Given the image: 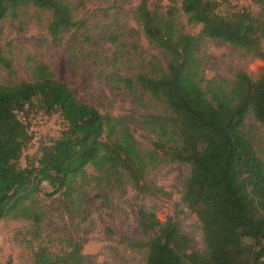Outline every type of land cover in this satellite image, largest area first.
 <instances>
[{
	"label": "trees",
	"instance_id": "obj_1",
	"mask_svg": "<svg viewBox=\"0 0 264 264\" xmlns=\"http://www.w3.org/2000/svg\"><path fill=\"white\" fill-rule=\"evenodd\" d=\"M179 1L188 21L201 25L202 37L264 61V0H251L261 8L258 17L247 10L222 15L217 0ZM29 8L49 13L46 26L54 41L80 25L64 0H0V23L18 19ZM136 19L149 42L167 56L165 63L156 60L139 71L134 82L124 79L163 106L145 120L154 135L152 149H141L128 127L79 100L46 63L36 61L30 80L0 84V219L31 220L36 238L40 213L34 196L43 181L69 191L87 183L91 165L114 185L128 180L140 193H159L146 183L149 166L179 162L190 169L182 200L200 222L204 250L171 217L162 221L144 209H138V225L150 237L128 246L146 248L144 264H264V161L245 129L248 117L264 126V67L257 79L237 71L232 80L213 78L203 87L197 38L179 31L169 14L150 9L149 0L139 1ZM0 67L11 68V57L1 47ZM36 103L46 112L58 111L65 127L22 168L19 159L31 136L18 113ZM66 244L61 254L39 247L34 264H83L82 244Z\"/></svg>",
	"mask_w": 264,
	"mask_h": 264
},
{
	"label": "rangeland",
	"instance_id": "obj_2",
	"mask_svg": "<svg viewBox=\"0 0 264 264\" xmlns=\"http://www.w3.org/2000/svg\"><path fill=\"white\" fill-rule=\"evenodd\" d=\"M64 1L80 25L62 31L55 41L47 30L49 13L44 10L29 8L18 19L7 18L0 23V47L11 57L10 69L0 67V84L30 80L33 64L42 61L79 100L114 116L120 126L128 127L141 149H152L154 135L145 120L162 112L163 106L124 82L126 78L134 82L139 71L156 60L165 63L167 59L145 37L136 19L140 0ZM217 1L222 15L247 10L258 17L261 12L251 0ZM149 7L167 17L169 14L179 31L197 38L196 56L203 87L213 78L232 80L237 71H245L253 79L261 74L263 60L231 44L202 37L201 25L188 21L179 0H149ZM26 109L18 113L31 136L19 159L22 168L65 127L58 111L46 112L38 103ZM31 118H41L32 129ZM245 129L264 161V126L248 117ZM86 171L87 183H78L69 191L54 190L46 181L39 185L34 196L35 211L40 213L38 237L34 238L31 220L22 216L0 219V264L9 260L13 264H34L39 247L49 254H61L67 249L66 240L82 244L86 256L83 264H144L146 248L128 246L150 237L144 236L138 225V209L152 210L162 221L171 217L182 232L194 239L196 248L204 250L200 222L182 200L190 174L188 165L170 161L150 165L146 183L161 189L159 193H140L128 180L114 185L99 177L91 165Z\"/></svg>",
	"mask_w": 264,
	"mask_h": 264
},
{
	"label": "built area",
	"instance_id": "obj_3",
	"mask_svg": "<svg viewBox=\"0 0 264 264\" xmlns=\"http://www.w3.org/2000/svg\"><path fill=\"white\" fill-rule=\"evenodd\" d=\"M36 120V121H35ZM30 121V123L32 122V124L30 125V129H32V126L34 125V124H36V123H38V122H41V118H38V119H34V120H32V118L29 120ZM34 121V122H33Z\"/></svg>",
	"mask_w": 264,
	"mask_h": 264
}]
</instances>
